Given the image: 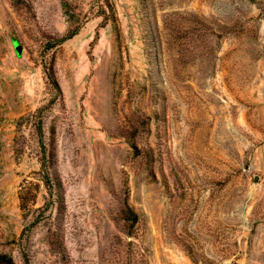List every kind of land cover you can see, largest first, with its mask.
<instances>
[{"label":"rangeland","instance_id":"obj_1","mask_svg":"<svg viewBox=\"0 0 264 264\" xmlns=\"http://www.w3.org/2000/svg\"><path fill=\"white\" fill-rule=\"evenodd\" d=\"M0 252L264 264V0H0Z\"/></svg>","mask_w":264,"mask_h":264},{"label":"trees","instance_id":"obj_2","mask_svg":"<svg viewBox=\"0 0 264 264\" xmlns=\"http://www.w3.org/2000/svg\"><path fill=\"white\" fill-rule=\"evenodd\" d=\"M56 83V81H54ZM57 84V83H56ZM41 138V137H40ZM48 157H51V155L46 154V152L41 151V157L39 159L40 161V170L39 175L44 182L45 185L49 184L50 180V169H49V160ZM23 199V196L21 195V200ZM0 264H15L12 256L5 252H0Z\"/></svg>","mask_w":264,"mask_h":264},{"label":"water","instance_id":"obj_3","mask_svg":"<svg viewBox=\"0 0 264 264\" xmlns=\"http://www.w3.org/2000/svg\"><path fill=\"white\" fill-rule=\"evenodd\" d=\"M14 45H15V49H16L17 54H20L22 51L21 44L15 42Z\"/></svg>","mask_w":264,"mask_h":264}]
</instances>
